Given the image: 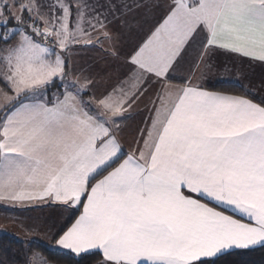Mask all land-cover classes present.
<instances>
[{
  "label": "snow or ice",
  "instance_id": "snow-or-ice-1",
  "mask_svg": "<svg viewBox=\"0 0 264 264\" xmlns=\"http://www.w3.org/2000/svg\"><path fill=\"white\" fill-rule=\"evenodd\" d=\"M257 65L264 0H0V205L79 211L11 216L21 264H53L45 242L70 264L264 248Z\"/></svg>",
  "mask_w": 264,
  "mask_h": 264
},
{
  "label": "crops",
  "instance_id": "crops-1",
  "mask_svg": "<svg viewBox=\"0 0 264 264\" xmlns=\"http://www.w3.org/2000/svg\"><path fill=\"white\" fill-rule=\"evenodd\" d=\"M153 24V21H149L148 23H145L143 25V32L140 33H134L133 37L129 38L127 40L128 45H131L133 42H135L136 39H140L141 36H143L144 32H147L148 28L151 27ZM146 38V37H144ZM221 60H223L226 63H231V58L230 57H224L221 56ZM246 71L249 72V74L252 76L253 82L258 83L259 78L262 74H264V68H261L260 66H254L252 68H247L246 67ZM256 74V75H255ZM79 215V211L74 210L72 212V215L70 218H67L65 216H63L62 214V210L61 209H50L47 207H43V208H34L31 211H15V212H10L8 209H6L3 205H0V228H7L8 232L7 233H3L0 232V244H2V242H5L10 244V250H14L17 247V240L16 237L14 235H12V233H16L19 232V228L16 227V225L12 222V220L10 219L11 216H17L21 219H27L30 217H40L41 219H46L49 223H61L63 221L66 220L65 223V227L67 226V224L71 223L72 219H75V216ZM7 238L8 240H15V243L13 241H8L4 238ZM10 238V239H9ZM44 244L47 245V243L45 242ZM12 247V249H11ZM13 253V259L17 260L20 258L19 254H14Z\"/></svg>",
  "mask_w": 264,
  "mask_h": 264
},
{
  "label": "trees",
  "instance_id": "trees-1",
  "mask_svg": "<svg viewBox=\"0 0 264 264\" xmlns=\"http://www.w3.org/2000/svg\"><path fill=\"white\" fill-rule=\"evenodd\" d=\"M4 239L8 240L6 237ZM8 241L15 243L13 239ZM42 247L46 250L45 255L50 256L53 264H70L68 258L62 254V250L51 248L44 243ZM12 252L10 244L4 240L0 244V259L6 260L7 264H21L22 257L20 256L19 259L14 260ZM221 264H264V248L258 250H234L232 255L225 257L221 261Z\"/></svg>",
  "mask_w": 264,
  "mask_h": 264
},
{
  "label": "rangeland",
  "instance_id": "rangeland-1",
  "mask_svg": "<svg viewBox=\"0 0 264 264\" xmlns=\"http://www.w3.org/2000/svg\"><path fill=\"white\" fill-rule=\"evenodd\" d=\"M89 55H97V53H90ZM256 75V74H255Z\"/></svg>",
  "mask_w": 264,
  "mask_h": 264
}]
</instances>
